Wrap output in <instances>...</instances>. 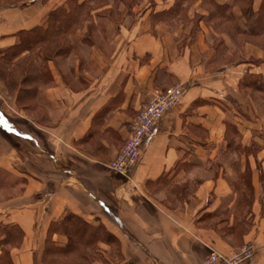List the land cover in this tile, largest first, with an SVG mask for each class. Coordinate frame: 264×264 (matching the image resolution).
<instances>
[{
    "label": "crops",
    "instance_id": "0c3cea01",
    "mask_svg": "<svg viewBox=\"0 0 264 264\" xmlns=\"http://www.w3.org/2000/svg\"><path fill=\"white\" fill-rule=\"evenodd\" d=\"M251 5L257 15L264 10V0ZM61 7L70 12L69 0L0 1V49L47 27ZM241 10L226 22L244 23ZM93 17L96 25L105 20ZM150 18L128 30L65 35L70 52L48 62L53 79L34 99L50 113L44 124L39 114H21L20 127L0 108V198H7L0 220L23 232L17 264H41L49 229L68 216L113 235V243L99 242L97 264L115 246L117 264H203L212 252L231 256L247 243L256 249L247 264H264V46L247 45L246 59L217 68L210 31L171 36ZM250 75L259 78L255 89L245 82ZM178 83L189 89L145 142L139 164L114 174L109 165L132 121L157 91ZM53 241L68 243L59 234Z\"/></svg>",
    "mask_w": 264,
    "mask_h": 264
},
{
    "label": "rangeland",
    "instance_id": "374dc122",
    "mask_svg": "<svg viewBox=\"0 0 264 264\" xmlns=\"http://www.w3.org/2000/svg\"><path fill=\"white\" fill-rule=\"evenodd\" d=\"M0 1L8 4H18L20 2L23 4L32 0ZM88 1L89 5L86 6L71 5L69 7L70 12L67 13L69 15V23L65 25L60 23L61 25H59L54 20L51 21L52 28H50L48 37L39 41L32 48L30 46L21 47L20 44L26 37V35H23L21 40L18 41L17 44H20L17 47L7 50L0 49V108L10 115L15 124L20 127L21 123L26 122L23 120L21 114H28L32 118L33 114H39V123L44 124L47 121V114H50L49 111L43 106L37 107L38 105L34 99L40 85L41 87H45L53 79L48 62L57 56L64 57L69 54L70 48L65 35L74 33L78 28L89 27L91 31L103 30L104 32L109 30H128L137 24L136 21L141 16L149 15L151 16L149 19L150 25L154 27V30L159 25H163L172 34L171 36L174 33H178L181 29L183 31H192V33L206 29L211 32L213 46L219 50L217 68L235 64L243 58L246 59L244 49L247 45L264 46V10H261L257 15L252 9L251 17H245L243 12L248 5L252 6V0H235L233 9L220 6L216 0H202V4L197 7L195 6V2L198 0H168L170 5H166L167 0ZM163 1L164 4L161 5L160 2ZM241 1L244 5H241ZM108 5L110 7H107ZM240 9H242L241 11L244 15V23L239 18V21L226 22L228 19L233 20L234 18L235 20V17L230 16V14ZM93 15L102 16L105 20L99 21L98 25H96ZM243 31L246 35L238 34ZM226 41L233 43L232 48L230 47L228 50L224 46L223 49L221 48L222 45L226 44ZM242 54L244 55L242 56ZM249 61L251 63L255 62L252 58ZM258 79L257 76L250 75L245 79V82H250L251 86L255 89L256 86L252 84V81L257 82ZM178 84L184 85L189 89L188 84ZM174 86L160 89L157 92L166 91ZM227 154L226 152L221 159H227L229 157ZM250 191H252V187H250ZM5 200L7 198H0V202ZM245 201V206L247 207L252 202L251 199H246ZM6 222L5 219L0 220V240L3 236V230L4 232L5 230H9L12 236L16 232L15 226ZM237 233L242 236L244 231L241 228L240 232ZM12 241V244L5 246L3 250L10 251L14 264H17L14 256L17 254L15 251L20 250L22 247L21 233L20 235H15ZM244 245H240V249ZM1 253L2 251H0V256ZM107 253V260H104V264H117L115 260L118 261L120 248H116V246L111 247V250L107 251ZM92 255L90 261L92 259L96 260H92L91 264H97L98 250H93ZM74 258L76 259L77 257L73 256L72 259Z\"/></svg>",
    "mask_w": 264,
    "mask_h": 264
},
{
    "label": "trees",
    "instance_id": "16d2710c",
    "mask_svg": "<svg viewBox=\"0 0 264 264\" xmlns=\"http://www.w3.org/2000/svg\"><path fill=\"white\" fill-rule=\"evenodd\" d=\"M71 1L69 0V5L71 6ZM252 6L243 10L245 17H251ZM65 7H61L57 11H54L50 14L48 20V27H37L31 31L22 32L19 34V40L23 35H26L24 41L21 42L22 46H27L32 48L34 45H37L39 41H42L48 37L50 33L51 21L54 20L56 24H67L69 23V15H67ZM55 18V19H54ZM61 23V24H60ZM61 27L59 26V29ZM58 29V30H59ZM61 30V29H60ZM16 44L13 47H17ZM12 47V48H13ZM28 50V49H26ZM262 87V86H261ZM264 88V87H262ZM16 232L15 235H20L21 241L23 240V232L21 228L15 226ZM14 230V229H13ZM3 236L0 240V251H2L0 256V264H14L10 251L3 250L7 245L12 244V233L9 230L2 231ZM54 234H59L67 237L68 243L63 246H59L56 242L53 241ZM114 241L113 235L109 233L108 230H103L102 226L95 227L77 216H68L64 221L58 224L51 226L48 232V237L46 239V244L43 250L42 264H91V259L93 250H101L98 244L101 241H104L107 244H111ZM77 257L76 259H72ZM92 261V262H93Z\"/></svg>",
    "mask_w": 264,
    "mask_h": 264
},
{
    "label": "built area",
    "instance_id": "2783aa9c",
    "mask_svg": "<svg viewBox=\"0 0 264 264\" xmlns=\"http://www.w3.org/2000/svg\"><path fill=\"white\" fill-rule=\"evenodd\" d=\"M188 88L177 84L174 87L157 92L151 101L139 112L129 127V138L109 169L117 175L126 176L140 162L143 145L154 137L168 113L178 105L186 95ZM256 249L252 243L245 244L231 256L212 252L203 264H247L255 258Z\"/></svg>",
    "mask_w": 264,
    "mask_h": 264
}]
</instances>
